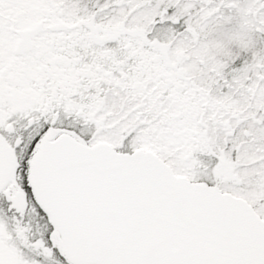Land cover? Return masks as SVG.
<instances>
[{
  "label": "snow or ice",
  "instance_id": "snow-or-ice-1",
  "mask_svg": "<svg viewBox=\"0 0 264 264\" xmlns=\"http://www.w3.org/2000/svg\"><path fill=\"white\" fill-rule=\"evenodd\" d=\"M0 264H264V0H0Z\"/></svg>",
  "mask_w": 264,
  "mask_h": 264
}]
</instances>
